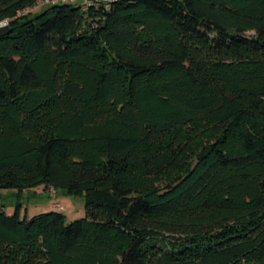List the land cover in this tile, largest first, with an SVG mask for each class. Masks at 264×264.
Returning a JSON list of instances; mask_svg holds the SVG:
<instances>
[{
  "label": "trees",
  "instance_id": "16d2710c",
  "mask_svg": "<svg viewBox=\"0 0 264 264\" xmlns=\"http://www.w3.org/2000/svg\"><path fill=\"white\" fill-rule=\"evenodd\" d=\"M0 0V264H264V0Z\"/></svg>",
  "mask_w": 264,
  "mask_h": 264
},
{
  "label": "rangeland",
  "instance_id": "374dc122",
  "mask_svg": "<svg viewBox=\"0 0 264 264\" xmlns=\"http://www.w3.org/2000/svg\"><path fill=\"white\" fill-rule=\"evenodd\" d=\"M72 3L78 4L79 0ZM17 202L21 203L20 215L27 218L49 210L63 213L66 222L85 216L83 193H67L44 184L29 187L22 194L13 188L0 189V204L7 214L14 212Z\"/></svg>",
  "mask_w": 264,
  "mask_h": 264
},
{
  "label": "built area",
  "instance_id": "2783aa9c",
  "mask_svg": "<svg viewBox=\"0 0 264 264\" xmlns=\"http://www.w3.org/2000/svg\"><path fill=\"white\" fill-rule=\"evenodd\" d=\"M47 1H49V0H42V1L37 2V4H40V3H43V2H47ZM59 1H73V0H59ZM99 1H107V0H82L83 3H87V2H99ZM6 23H7V20L6 19L1 20L0 21V26L4 25Z\"/></svg>",
  "mask_w": 264,
  "mask_h": 264
},
{
  "label": "water",
  "instance_id": "95a60500",
  "mask_svg": "<svg viewBox=\"0 0 264 264\" xmlns=\"http://www.w3.org/2000/svg\"><path fill=\"white\" fill-rule=\"evenodd\" d=\"M7 30H8V26L7 25L0 27V34H3Z\"/></svg>",
  "mask_w": 264,
  "mask_h": 264
}]
</instances>
